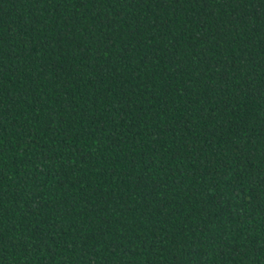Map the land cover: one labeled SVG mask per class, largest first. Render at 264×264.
<instances>
[{"label":"trees","instance_id":"16d2710c","mask_svg":"<svg viewBox=\"0 0 264 264\" xmlns=\"http://www.w3.org/2000/svg\"><path fill=\"white\" fill-rule=\"evenodd\" d=\"M0 264H264V0H0Z\"/></svg>","mask_w":264,"mask_h":264},{"label":"snow or ice","instance_id":"6c2138e0","mask_svg":"<svg viewBox=\"0 0 264 264\" xmlns=\"http://www.w3.org/2000/svg\"><path fill=\"white\" fill-rule=\"evenodd\" d=\"M178 2H179V0H178Z\"/></svg>","mask_w":264,"mask_h":264}]
</instances>
